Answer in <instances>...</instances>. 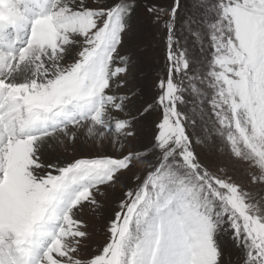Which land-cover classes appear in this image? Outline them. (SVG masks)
<instances>
[{
  "label": "rangeland",
  "instance_id": "374dc122",
  "mask_svg": "<svg viewBox=\"0 0 264 264\" xmlns=\"http://www.w3.org/2000/svg\"><path fill=\"white\" fill-rule=\"evenodd\" d=\"M38 2L65 21L39 7L14 38L7 130L68 113L21 178L0 158V264H264V0Z\"/></svg>",
  "mask_w": 264,
  "mask_h": 264
},
{
  "label": "bare ground",
  "instance_id": "6f19581e",
  "mask_svg": "<svg viewBox=\"0 0 264 264\" xmlns=\"http://www.w3.org/2000/svg\"><path fill=\"white\" fill-rule=\"evenodd\" d=\"M10 2L11 1H9V3ZM47 2H49V1H47ZM35 3L40 4L38 2V0H18L17 2H15V0H12L11 6H8L6 4L3 5V9L0 10V16L4 19L9 18L10 23L18 24L20 27H26L30 22V20L28 19V16L31 13L34 14L36 11V8H35L36 4ZM42 9L44 10L45 8L43 7V8H41V10ZM13 10H16L15 13H12ZM55 15L56 16H54L52 14L49 17V14H47L48 17L45 20L50 22V23L51 22L56 23L54 21L55 20L54 18L57 17L59 19H62L60 15H57L56 13H55ZM6 23H7V21L2 22L1 26H3ZM50 25L52 27V24H50ZM48 32H49L48 33L49 37H52L55 33H57V31L55 29H53V31L49 30ZM19 38H21V37L19 36ZM4 41L8 42L9 39L7 38L6 31H4V29L0 27V44H2ZM43 48H46V45L45 46L42 45L41 48H39L38 50H35V51H37L35 56H37L40 52H43V51H40ZM15 49H16V47H15ZM21 50L22 51L20 53H18V52L8 53V52H4L0 49V71L4 72V74H1L0 78L3 81H6L4 79H6L5 77H7L5 72L7 73L8 76H10L9 79H12L13 72L11 70L14 68V66H18L17 64H20V63H21V65L23 64L21 67H23L24 69L26 67H33L32 62L30 61V58L28 57L29 55L26 54L27 52L30 51L28 49V47H25L24 49H21ZM27 57L29 58V60H27ZM27 61H29V63H26ZM9 71H11V72H9ZM23 76H24V74H23ZM5 98L9 99L10 101L8 103H6ZM19 99H20V96H19L18 92H15V91L11 90L10 88L6 87V83L0 81V102L2 103V106L0 105V107H1V110H0V131L4 135V136L0 137V142H1L0 143V158L8 157L9 162L12 163L14 165V167L17 164L19 167L20 178H21L22 173L25 170L26 161L29 160V158L32 159V161H33V158H34L33 157V154H34L33 151L34 150L32 151V149H36L35 151H37V150L39 151V145H38L39 143H41L45 147V145H47V143L44 141H46L47 138H50V135H52V134L50 133V135H48L47 137H45L46 136L45 135L44 137H40V138H37L34 140H32L31 138L27 139L26 135H28V134L33 135V134L40 132V129H42V127H45L46 123L47 124H49V122L55 123V121L58 120V118L64 116L66 113H68V110L63 109L60 112H56L53 114H51V113L45 114L44 112H41L39 114V116H32V114H31L29 116L30 118L26 122H24V124L19 125L20 127L18 128L17 133L13 132L16 135V136H14L12 131H8L7 128H9L10 125H12V123H13L14 116H12V115H13V113L17 112V109L15 107H18V109L20 107L19 106L20 105ZM74 109H77L78 111L82 110V106L80 105L79 102L74 103ZM55 116H57V118H55ZM72 125L75 126L76 124H72ZM96 129H98V128H96ZM18 150H19V152H18ZM17 152H18V154H17ZM15 160H16V164H15ZM5 167H6V165H5ZM27 167H28V165H27ZM0 170L2 172L5 171L1 168H0ZM5 174H3V175L0 174V195H1V198L4 197L5 199H7L6 197H10L14 201L16 198L11 193V187H10V185H12V182L10 185L8 184V186L5 185L6 182L8 181V178L6 177ZM61 192L66 193L65 191H62V190H61ZM77 205H78V203H76L74 207L76 208ZM9 215H10V213H7L6 219L8 221H9V219H8ZM21 221L22 220L20 219V222ZM29 251H30V249H25L22 252L21 256L24 257L21 259L22 264H32L33 260L26 256V253H28Z\"/></svg>",
  "mask_w": 264,
  "mask_h": 264
}]
</instances>
